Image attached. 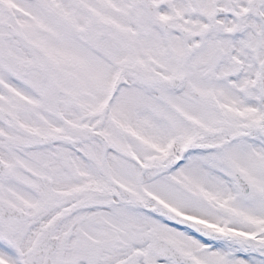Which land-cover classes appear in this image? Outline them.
<instances>
[{"label":"snow or ice","instance_id":"6c2138e0","mask_svg":"<svg viewBox=\"0 0 264 264\" xmlns=\"http://www.w3.org/2000/svg\"><path fill=\"white\" fill-rule=\"evenodd\" d=\"M0 264H264V0H0Z\"/></svg>","mask_w":264,"mask_h":264}]
</instances>
